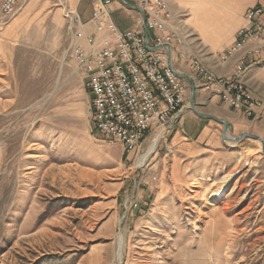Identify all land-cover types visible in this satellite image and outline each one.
Instances as JSON below:
<instances>
[{
    "label": "rangeland",
    "instance_id": "rangeland-1",
    "mask_svg": "<svg viewBox=\"0 0 264 264\" xmlns=\"http://www.w3.org/2000/svg\"><path fill=\"white\" fill-rule=\"evenodd\" d=\"M76 15L70 0H25L13 17L0 13V264H118L120 234L121 264H264L261 141L256 152L236 146L248 136L187 152L163 130L138 168L160 133L128 155L96 129L72 48L83 42ZM182 27L187 49L211 56ZM41 232L52 237L29 239Z\"/></svg>",
    "mask_w": 264,
    "mask_h": 264
},
{
    "label": "built area",
    "instance_id": "built-area-1",
    "mask_svg": "<svg viewBox=\"0 0 264 264\" xmlns=\"http://www.w3.org/2000/svg\"><path fill=\"white\" fill-rule=\"evenodd\" d=\"M24 1L0 0V13L11 18ZM113 1L91 0L90 24L94 33H87L86 23L80 15L75 16L72 23L75 41H83L88 48L85 51L75 44L72 48L88 78L96 129L118 142L129 154L149 134L168 132L180 118L186 100L184 85L169 64L166 48L180 55L178 46L184 39L166 0H125L139 4L145 13V22L140 18L136 27L126 32L114 22ZM245 21L223 60L249 45L254 48L250 53L253 56L264 51V0L246 13ZM192 65L202 77L204 88L222 103L243 112L247 118L256 117L255 107L262 102L237 78L218 77L196 56ZM249 68L242 60L237 65V77Z\"/></svg>",
    "mask_w": 264,
    "mask_h": 264
},
{
    "label": "crops",
    "instance_id": "crops-1",
    "mask_svg": "<svg viewBox=\"0 0 264 264\" xmlns=\"http://www.w3.org/2000/svg\"><path fill=\"white\" fill-rule=\"evenodd\" d=\"M166 1L173 14V21L184 39L183 44L178 46L182 54L179 55L177 51L169 47L166 48L167 57V50H171V67L181 78L186 96V103L177 124L167 133L173 147L187 152L232 147L224 139L225 127L220 121L229 123L227 132L229 138L248 133L260 136L264 141V107L257 111L256 117L249 119L242 112L229 108L218 96L204 88L203 79L194 71L191 60L194 54L198 57L200 49L195 46L192 51L187 49V29H183L181 23L184 21L187 26L188 22L197 36L201 37L204 47L211 54L202 59V63L215 75L229 79L236 78L237 65L240 59L246 56L250 68L238 78L264 103V52L259 56H253L249 53L253 46L249 45L227 60L222 59L224 53L235 42L237 31L245 26L246 13L260 0H254L250 5L246 0ZM70 2L72 8L77 11V14H81L82 20L86 23L87 33H94L90 24L93 12L91 0H70ZM112 10L114 22L123 32L134 29V24L141 18L138 11L127 8L118 0L113 1ZM132 12L138 15L137 20ZM80 45L88 48L84 42ZM192 95L195 109L190 107ZM258 143L259 141L255 138L247 137L236 146L242 150L248 147L249 150L256 152Z\"/></svg>",
    "mask_w": 264,
    "mask_h": 264
},
{
    "label": "bare ground",
    "instance_id": "bare-ground-1",
    "mask_svg": "<svg viewBox=\"0 0 264 264\" xmlns=\"http://www.w3.org/2000/svg\"><path fill=\"white\" fill-rule=\"evenodd\" d=\"M154 49V48H153ZM253 47H252V49H251V51H253ZM242 50H244V49H240V50H238L236 53H238V52H240V51H242ZM251 51L249 52V53H251ZM264 51H262L259 55H261L262 53H263ZM235 53V54H236ZM252 55V54H251ZM259 55H257V56H259ZM246 58V59H243V58ZM242 59H240V61H239V63L242 61V60H244L245 61V63L248 65V67H250V65H249V61H248V59H247V57L246 56H244ZM193 59H194V57H192V63H193ZM204 65V64H203ZM192 67H193V69H194V65H192ZM194 71L198 74V72L194 69ZM177 75V74H176ZM199 75V74H198ZM178 76V75H177ZM179 77V76H178ZM219 77V76H218ZM180 78V77H179ZM221 78H225V77H221ZM238 80H239V82H241L243 85H244V87H245V89L248 91V92H251L248 88H247V86L238 78V77H236ZM181 79V78H180ZM225 79H229V78H225ZM230 79H232V78H230ZM182 81V80H181ZM183 88H184V86H183ZM184 91H185V88H184ZM252 93V92H251ZM253 94V93H252ZM254 95V94H253ZM255 96V95H254ZM256 97V96H255ZM257 98V97H256ZM259 101H261L259 98H257ZM258 100H256V102L257 103H260ZM262 102V104L260 103V105H257L255 108V111L257 112V111H259L260 109H262L263 107H264V103H263V101H261ZM185 103H186V100H185ZM184 106H185V104H184ZM184 108V107H183ZM232 109V108H231ZM183 110V109H182ZM234 110V109H233ZM243 110L246 112V109L245 108H243ZM243 113V112H242ZM244 114V113H243ZM257 116V115H256ZM253 117H249V119H252ZM221 123H222V125H224L223 123H227L228 124V129H227V132H228V130H229V123L227 122V121H220ZM175 126V125H174ZM225 127V126H224ZM225 130V129H224ZM165 131V130H164ZM163 133L164 132H161L160 134H158V135H156V137L152 140V142H151V144H150V146L148 147V149H147V151L141 156V157H139L138 158V160H137V167L138 168H140V167H142V166H144L145 165V163L148 161V159L152 156V154L157 150V148H158V145H159V143H160V141H161V139H162V135H163ZM224 136V135H223ZM245 136H248V137H252V138H255L256 139V137H258V136H254V135H250V134H243V135H241V136H238V137H235L236 138V142H234V143H237V142H239L241 139H243ZM234 138V139H235ZM260 138V137H259ZM224 139H233V138H229L228 136H227V133L225 134V136H224ZM142 144L143 143H141L134 151H132V152H130L128 155H130V154H133V153H135L136 151H138L140 148H141V146H142ZM260 144V143H259ZM222 193H223V190L220 192V195L218 196V193L217 194H215V195H212V197L214 198V199H217L218 197H220L221 195H222ZM121 223V222H120ZM49 234V232H41L40 234H34V235H32V236H30L29 237V239H31L33 242H41L43 239H47V237H52V235H50ZM123 248H124V242H123V236L120 234V236H119V243H118V250H117V254H115L116 255V257H117V263L118 264H121V260H122V255H123Z\"/></svg>",
    "mask_w": 264,
    "mask_h": 264
},
{
    "label": "water",
    "instance_id": "water-1",
    "mask_svg": "<svg viewBox=\"0 0 264 264\" xmlns=\"http://www.w3.org/2000/svg\"><path fill=\"white\" fill-rule=\"evenodd\" d=\"M118 1H119L121 4H123L124 6H126L127 8L135 9L136 11H138V12L140 13V15H141V18H142L143 22H145V13H144V10H143L142 8H140V7L137 6V5L130 4V3H128V2L125 1V0H118ZM167 51H168L169 64H170V66H172V64H171V59H172V56H171V50L168 49ZM176 74H178V73H176ZM190 107H191L192 109H195L193 95H192V97H191V99H190ZM223 124H224V126H225V130L223 131V135L225 136V134L227 133L228 124H227V123H223ZM256 139H259V140L261 141V143H262V153L264 154V141H263V139H262V138H259V137H256ZM225 140H226V139H225ZM226 141H229V142H236L237 140H236V138H235V139L233 138V139H227Z\"/></svg>",
    "mask_w": 264,
    "mask_h": 264
}]
</instances>
